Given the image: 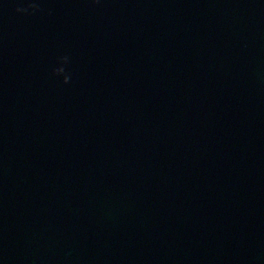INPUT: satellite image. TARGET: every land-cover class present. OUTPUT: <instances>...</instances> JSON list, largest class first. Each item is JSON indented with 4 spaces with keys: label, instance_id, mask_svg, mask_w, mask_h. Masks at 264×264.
Here are the masks:
<instances>
[{
    "label": "water",
    "instance_id": "1",
    "mask_svg": "<svg viewBox=\"0 0 264 264\" xmlns=\"http://www.w3.org/2000/svg\"><path fill=\"white\" fill-rule=\"evenodd\" d=\"M19 3L0 0V264H264V0Z\"/></svg>",
    "mask_w": 264,
    "mask_h": 264
},
{
    "label": "clouds",
    "instance_id": "2",
    "mask_svg": "<svg viewBox=\"0 0 264 264\" xmlns=\"http://www.w3.org/2000/svg\"><path fill=\"white\" fill-rule=\"evenodd\" d=\"M101 0H89L92 5L99 4ZM18 16H35L43 11L40 0H20L18 6L13 9ZM50 14V13H49ZM70 57L68 55L59 56L56 60V66L51 71L53 78H58L62 85H68L72 80V74L68 70Z\"/></svg>",
    "mask_w": 264,
    "mask_h": 264
}]
</instances>
